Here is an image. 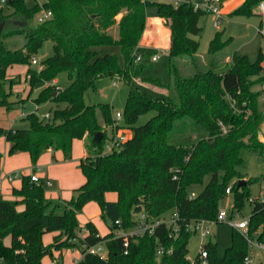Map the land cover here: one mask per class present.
Segmentation results:
<instances>
[{
  "label": "trees",
  "instance_id": "16d2710c",
  "mask_svg": "<svg viewBox=\"0 0 264 264\" xmlns=\"http://www.w3.org/2000/svg\"><path fill=\"white\" fill-rule=\"evenodd\" d=\"M226 1V0H223ZM262 0H244L230 15L253 14ZM156 5L159 16L171 29V45L166 70L169 81L144 76L151 56L158 50L140 47L148 29L147 8ZM43 9L53 12L45 22L31 26L29 20ZM125 11L120 20L117 16ZM206 13L192 6L150 0H45L43 5H29L27 0H9L0 6V107L12 108L9 99L17 78L7 72L16 64L28 65L32 88L51 82L61 73L69 78L67 86L42 89L37 104L54 102L57 107L49 120L37 112L27 115L30 128L7 129L0 135L10 143V154L29 153L34 165L49 148L61 151L65 160L73 157V143L85 139L87 155L81 160L85 182L69 200L54 201L45 195L43 182L23 176L14 193L21 199L0 200V258L3 264H44L43 259L64 247L80 248L82 259L76 264H201L187 259L191 234L185 229L177 237L162 232L155 236L130 237L124 253V236L114 237L119 227L134 225V214L142 208L161 216L176 208L182 225L196 219L217 218L227 187L234 182L233 212H241L250 199L249 185L262 177L246 176L241 170L245 160L242 149L264 158L261 126L264 119L259 107L260 92L254 91V76L264 70V52L252 60L234 53L229 61L215 56L229 43L217 32L211 40L208 55L198 54L200 42L192 37L203 32L200 24ZM118 24V38L109 29ZM159 31V32H158ZM147 32L157 44L167 41L164 31ZM19 45L11 47L9 40ZM22 39V42L19 40ZM53 42V55L43 60L40 69L32 66L42 45ZM120 47L123 64L116 54H101L98 46ZM147 51V52H146ZM138 54L142 59L137 61ZM102 77H119L130 85L125 108L126 127L132 136L120 148L105 151L107 128L115 125L110 103L88 104L85 94L97 90ZM137 80L167 90L166 96H150ZM259 81H263V78ZM151 110L156 114L145 124L138 118ZM103 131L100 143L94 134ZM1 162V155H0ZM209 180L202 192L192 196V185ZM241 180L245 184L239 185ZM114 191L117 200L109 201L105 193ZM90 201H98L104 218H109V234L100 235L93 222L82 228L78 212ZM25 205L20 211L18 206ZM252 203V202H251ZM250 230L260 231L264 240V200L252 203ZM120 222L117 223V222ZM54 233L53 242L45 245L43 236ZM11 236V244L4 239ZM106 241L109 258L87 252L89 246ZM172 248L171 254L157 257V246ZM208 264H244L249 244L243 233L234 228L232 244L224 256L217 253V243H206Z\"/></svg>",
  "mask_w": 264,
  "mask_h": 264
},
{
  "label": "rangeland",
  "instance_id": "374dc122",
  "mask_svg": "<svg viewBox=\"0 0 264 264\" xmlns=\"http://www.w3.org/2000/svg\"><path fill=\"white\" fill-rule=\"evenodd\" d=\"M29 5H35L36 3L43 5L45 0H27ZM163 1V0H157ZM155 1V2H157ZM165 2V1H163ZM224 3V2H223ZM258 8V7H257ZM223 9V6H222ZM223 15H224V11ZM147 14L150 17H160L159 10L156 5H151L147 8ZM216 18L213 15L206 14L201 18L200 24L203 27V32L199 35H192L193 38L199 40L200 46L198 54L203 58H209L208 51L211 40L215 37L217 32H221L223 39H229V43L225 48L219 52L215 57L217 59L225 58L227 56L232 57L234 53H239L241 55H248L252 60H255L261 51L264 52V34L259 31V25L261 17L259 15H235L232 16L226 14L224 20L219 27L215 25ZM165 23V22H164ZM31 26L37 25V16L29 20ZM166 26H168L165 23ZM110 33L115 37H118V27L114 25L109 29ZM9 40L11 47H17L19 43L15 44ZM22 42V39L19 40ZM17 45V46H16ZM160 56L158 60L151 61L150 64L153 66L148 67L144 71V76H154L156 78L162 79L164 82L169 81V76L166 70V64L169 61L168 50L163 47H159ZM97 50L101 54H116L122 64L123 58L121 55V50L119 46L116 45H102L98 46ZM54 52L53 42L47 40L40 50L38 51L36 57L39 60V64H32L36 69H40L43 60L52 56ZM264 65V64H263ZM29 67V66H28ZM29 69V68H28ZM28 73V71H27ZM29 79L28 75H26ZM17 78L18 82L20 77ZM263 78V81H259ZM60 84L65 87L69 83V78L66 72L59 75ZM254 79L258 81L253 86V89L260 92L259 97V107L264 114V70L254 76ZM116 81L118 84H114ZM15 82L14 84H17ZM137 83L141 86L142 90L150 96H166L164 89L154 86L148 82H143L137 80ZM51 82L44 81L41 84H48L44 88L50 86ZM13 84V86H14ZM40 84V83H38ZM13 86L10 91V100H14L15 91ZM43 88V89H44ZM130 85L120 79L119 77H102L97 81V90H88L85 94V100L88 104H99V103H110L112 105L113 116L117 111H121L124 115L127 98L129 95ZM38 88L33 93V96H37ZM32 96V97H33ZM37 107H39L38 114L41 116L45 115L47 112H52L57 105L54 102H47L43 104H35L32 100L27 102L25 106L21 107L22 111L26 114L25 117H16V113L20 107L9 108L3 113L0 112V126L3 128L8 127L11 124V128L15 129H28L30 128V122L27 119V115L33 113ZM156 114L155 110H151L147 113L142 114L136 121V125L145 124L151 117ZM16 117V118H15ZM122 127H126L125 116L119 123ZM6 126V127H5ZM16 126V127H14ZM127 128V127H126ZM10 129V128H9ZM129 135L132 134V130ZM114 131L112 126L107 128V137L104 144L105 151H108V143L110 138L113 136ZM245 164L241 168L246 176V180L251 177H262L256 182L249 185L250 196L252 198L258 197L259 199L264 198V158L257 153L251 151L248 147L242 149L241 152ZM0 200L16 201L17 195L14 193L15 188H20L22 185L23 176L31 175L34 173V167L31 158L27 154H21L13 156L10 154L8 149V142L4 135H0ZM84 157V143L82 139H76L73 148V157L70 160H65L62 152H44L38 163L41 167L37 169L39 173L44 172L46 174L45 182L43 186L45 189V195L48 199L54 201H63L65 199H71L75 196L76 188L82 186L85 182L84 174L81 170V160ZM39 164V165H40ZM56 166V167H55ZM54 167V168H53ZM18 174L16 178L12 180L9 179L11 175ZM53 182V186L48 185V181ZM209 180V176H206L203 183L192 185L189 189L192 196L198 195L204 189L205 185ZM116 198L117 193L114 191H108L105 193V198L110 201L109 198ZM234 206V195L231 193L225 196L221 203L220 208L225 209L230 217L233 213ZM144 208V207H143ZM252 203L249 199L245 200L244 209L239 212L235 217L238 219L249 217L252 212ZM176 212V208H172L164 213V216H170L172 213ZM78 222L82 228L83 233L86 232V225L89 222H93L100 235L105 236L110 233L111 229L109 227V218H104L102 210L98 201H90L86 203L78 212ZM234 227H232L227 222H219L213 226V234L211 237L206 238V240H212L217 243V253L219 256H224L228 247L232 244V232ZM79 236H83L79 232ZM54 233H46L43 236V241L45 245H50L53 242ZM200 236L192 235L189 244V256L195 258L200 251ZM82 259V250L80 248L64 247L62 250H54L53 255L49 254L43 259L44 264H54V260H60L58 264H75ZM260 260H263L261 264H264V252L257 250L254 253V261L252 264H258ZM0 264L2 260L0 258Z\"/></svg>",
  "mask_w": 264,
  "mask_h": 264
},
{
  "label": "built area",
  "instance_id": "2783aa9c",
  "mask_svg": "<svg viewBox=\"0 0 264 264\" xmlns=\"http://www.w3.org/2000/svg\"><path fill=\"white\" fill-rule=\"evenodd\" d=\"M150 1H157V0H150ZM165 2L172 3L174 6H179L181 4H187L189 6H192L195 11L203 12L206 14L213 15L215 20L216 27H219L222 21L224 20V15L222 12V6H223V0H163ZM9 3V0H0V6H6ZM258 10L262 16V19L264 21V0H262L258 5ZM37 21L38 24L45 22L48 18L53 16V12L50 10L43 9L40 13L37 15ZM261 33L264 34V27L259 29ZM141 47V45H140ZM147 52V51H146ZM160 56L159 51L155 52L151 56V60L156 61L158 60ZM142 59V55L138 54L137 61H140ZM32 64H39V60L37 57L32 58ZM52 86H55L58 90H61L62 87L58 84V81L54 78L51 83ZM114 84H118L116 81H114ZM52 114L51 112L46 113L42 117L49 120L51 118ZM124 115L121 111H117V113L114 115L115 125L119 124L120 121L123 119ZM114 134L110 138V142L108 143V151L111 152L115 149H118L121 147V145L126 142L130 137L129 135L130 131L126 127H122L118 130H115L112 127ZM18 174L11 175L9 177L10 180H13L16 178ZM31 179L34 182L40 183L41 178L37 173H33L31 175ZM48 184H51L48 182ZM234 186V182H232L226 189L227 195L232 193V188ZM250 202L254 203L257 200H264V198L259 199L256 198H250ZM239 212H233L232 215L229 217L228 213L225 209L220 208L217 218L214 220L210 219H203V218H196L189 222H187L185 225H182V221L180 220V216L178 212L172 213L170 216H154L147 212L144 208H142L141 211L134 214V225L130 228H122L119 227L114 232V237H120L124 236L126 238L124 242L125 251L124 253H128V247L130 237H136L140 238L145 235L149 236H155L162 232H168L170 237L177 238L181 233L182 230L185 229L186 232L190 233L192 235H199L200 236V251L197 254L195 258H191L189 254L187 255V259L194 262L199 261L201 264H208V257L209 252L206 248V243L209 241L206 240V238L211 237L213 234V226L216 223L219 222H227L232 227L240 230L245 238L248 241L249 244V252L247 256L245 257L244 264H252L254 261V253H256L257 250L264 252V240L259 239L260 231H254L252 232L250 230V216L238 219L235 216ZM117 223L120 224L118 221ZM87 252L94 254V255H100L104 259L109 258V249L106 246V241H100L95 245L89 246L87 248ZM173 252L172 248L166 247L163 243H159L157 246V257L160 259L164 254L168 253L171 254Z\"/></svg>",
  "mask_w": 264,
  "mask_h": 264
},
{
  "label": "crops",
  "instance_id": "0c3cea01",
  "mask_svg": "<svg viewBox=\"0 0 264 264\" xmlns=\"http://www.w3.org/2000/svg\"><path fill=\"white\" fill-rule=\"evenodd\" d=\"M223 9L222 11H224V16L226 14H229L231 13L234 9H236L237 7H239L243 2L244 0H226V1H223ZM125 13V11L121 12L118 16H117V19L120 20V18L123 16V14ZM148 15V14H147ZM252 15H259L261 17V21H260V25H259V29L263 28L264 27V21L262 19V16L258 10V8H255L254 11H253V14ZM164 19L161 18V17H150L148 16V29L147 31L145 32L144 36H143V39L141 40L140 42V45H141V48L143 49H146V50H149L151 48H154L156 50L159 51V47H163L164 49L168 50L170 45H171V29L169 26H166L165 23H164ZM117 27H118V24H116ZM163 30L164 33H167L169 38L167 41H163L162 43L160 44H157L155 42V37H148L146 39V34L147 32H152L153 31H158V30ZM159 32V31H158ZM261 32V31H260ZM118 38V37H116ZM231 59V57L227 56L226 57V60L229 61ZM264 64V63H263ZM28 65H23V64H16V65H13L12 67H10L8 69V72H7V78L8 79H12V78H15V77H20V81L17 83V84H14L13 86V89L15 91V96H14V100L12 101H15L16 104H14L12 106L11 109L13 108H16V107H23L25 106V104L27 102H29L30 100H32L35 104H37L35 102V98L38 96H33V93L35 92V90L38 88V93L45 87L47 86L48 84H37L34 88L31 87L30 85V82H29V79L27 78V71H28ZM57 81H58V84L64 88L61 84H60V79H59V76L55 78ZM50 84V83H49ZM164 89V88H162ZM254 90V89H253ZM255 91V90H254ZM164 92H166V95H167V90L164 89ZM33 96V97H32ZM39 104H37L38 106ZM9 109L5 106H1L0 107V112L3 113L4 111L6 112V110ZM39 111V107H37V109L34 111V112H37L38 113ZM48 113V112H47ZM25 117L26 114L22 111V108L21 109H18L17 113H16V117ZM15 117V118H16ZM6 127V126H5ZM16 127V126H14ZM7 129L11 128V124L8 125V127H6ZM15 129V128H14ZM132 136V134H131ZM261 138L264 140V119H263V123H262V126H261ZM83 140V143H84V157L87 155V151H86V148H85V139H82ZM8 142V141H7ZM75 142V141H74ZM10 143L8 142V149H10ZM73 148H74V143H73ZM48 152H53V151H56L52 148H49L47 150ZM56 152H61V151H56ZM21 154H27L29 155V153L27 152H17L15 154H13V156H17V155H21ZM63 154V153H62ZM30 157V155H29ZM83 157V158H84ZM31 158V157H30ZM40 161V159H39ZM38 161V162H39ZM40 163H37V165L34 167V173H37L39 175V177L41 178V181L42 182H45V177H46V174L44 172H41V174L39 173V170L41 169H37L39 167H41V164L39 165ZM56 167V166H55ZM54 168V167H53ZM32 175V174H31ZM13 181V180H12ZM50 182L51 184H48L49 186H53V182L52 181H48ZM1 186V184H0ZM79 188V187H78ZM77 189V188H76ZM21 199L20 197H17V200ZM110 201H115L117 200V197L116 198H109ZM65 200H69V199H65ZM18 209L20 211L24 210L25 209V205L24 204H20L18 206ZM83 236L87 233V229H86V232L83 233V231L81 230L80 231ZM11 236H8L4 239V242L6 245H10L11 244ZM83 256V254H82ZM2 260V259H1ZM263 260H260L258 264H261ZM60 263V260H54V264H58ZM77 263V262H76ZM75 263V264H76ZM2 264H3V260H2Z\"/></svg>",
  "mask_w": 264,
  "mask_h": 264
},
{
  "label": "water",
  "instance_id": "95a60500",
  "mask_svg": "<svg viewBox=\"0 0 264 264\" xmlns=\"http://www.w3.org/2000/svg\"><path fill=\"white\" fill-rule=\"evenodd\" d=\"M103 135H104L103 131L95 132V134H94V142L95 143H100L102 138H103ZM242 184H245V180H241L240 181L239 185H242Z\"/></svg>",
  "mask_w": 264,
  "mask_h": 264
}]
</instances>
